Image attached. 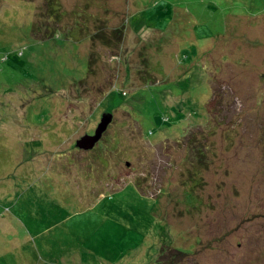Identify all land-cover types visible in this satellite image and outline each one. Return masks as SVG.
Listing matches in <instances>:
<instances>
[{
    "label": "rangeland",
    "instance_id": "1",
    "mask_svg": "<svg viewBox=\"0 0 264 264\" xmlns=\"http://www.w3.org/2000/svg\"><path fill=\"white\" fill-rule=\"evenodd\" d=\"M164 248L264 264V0H0V264Z\"/></svg>",
    "mask_w": 264,
    "mask_h": 264
},
{
    "label": "water",
    "instance_id": "2",
    "mask_svg": "<svg viewBox=\"0 0 264 264\" xmlns=\"http://www.w3.org/2000/svg\"><path fill=\"white\" fill-rule=\"evenodd\" d=\"M114 120V114L112 112H105L101 121L98 124L95 133L93 135L85 134L77 141V147L84 150H92L96 147L97 143L103 138L108 128Z\"/></svg>",
    "mask_w": 264,
    "mask_h": 264
},
{
    "label": "trees",
    "instance_id": "3",
    "mask_svg": "<svg viewBox=\"0 0 264 264\" xmlns=\"http://www.w3.org/2000/svg\"><path fill=\"white\" fill-rule=\"evenodd\" d=\"M212 81V80H211ZM213 81H214V79H213ZM217 86L215 85V83L213 82V83H211V89H212V95H211V98H210V100L208 101V103L206 104V111H207V114H208V117H210L211 118V115L213 116V110H217L218 112H219V109H220V102H222V99H221V96H222V93H221V95H220V97L219 98H217L218 97V95H219V91H217V88H216ZM217 99H219V100H217ZM211 114V115H210ZM219 125V124H218ZM220 126V125H219ZM215 127H217V126H215ZM218 128V127H217ZM181 140V139H180ZM179 139L177 140L178 142H183L184 140H181L180 141ZM194 151H196V154H200V159H202V156L205 154V151H204V149L203 148H198V147H196V148H194L193 149ZM202 160H200V162H201ZM136 185V184H135ZM137 187V186H136ZM137 189L139 190V188L137 187ZM140 191V190H139ZM141 192V191H140ZM142 193V192H141ZM143 194V193H142ZM157 199V198H156ZM192 200V199H191ZM169 249H172V248H170V247H168ZM166 249V248H164L163 250H162V254H161V256H160V258H159V260H160V263L161 264H165L166 263V261L164 260V259H161V257H163V256H165L166 254H167V251L169 250V249ZM172 251H174V252H176V254L173 256V254L172 255H170L171 256V258H173V260H175V259H177V258H179V256H182V255H186V254H188V253H185V252H182V251H179V250H175V249H172Z\"/></svg>",
    "mask_w": 264,
    "mask_h": 264
},
{
    "label": "flooded vegetation",
    "instance_id": "4",
    "mask_svg": "<svg viewBox=\"0 0 264 264\" xmlns=\"http://www.w3.org/2000/svg\"><path fill=\"white\" fill-rule=\"evenodd\" d=\"M91 134H94V132H93V133H91Z\"/></svg>",
    "mask_w": 264,
    "mask_h": 264
}]
</instances>
